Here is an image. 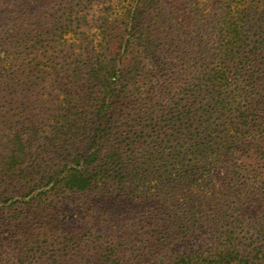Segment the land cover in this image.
I'll list each match as a JSON object with an SVG mask.
<instances>
[{"label": "trees", "instance_id": "1", "mask_svg": "<svg viewBox=\"0 0 264 264\" xmlns=\"http://www.w3.org/2000/svg\"><path fill=\"white\" fill-rule=\"evenodd\" d=\"M166 7L175 10L172 18L163 19ZM157 8L160 13L155 12ZM122 18L126 21L123 31H132L128 37L130 48L142 49L146 57L157 52L154 43L159 40L158 34L165 33L158 31L164 24L175 21L178 30L193 23L198 30L200 25L201 31H175L183 46L194 45L190 48L185 45V53L178 55L181 61L186 60L187 68L182 75L186 79L182 78L178 85L173 79H162V66L157 64L150 69V74L155 71L150 76L154 79L152 85L133 83L124 95L128 115L118 123L132 131L138 127L140 132L130 143H118L113 139L118 132H114L108 117L114 110L111 101V94L116 92L114 86L125 78L120 67L127 57L113 49L115 39L123 37L101 33L103 52L98 53L96 70L89 77L92 83L100 81L101 90L97 91L100 98L93 96L92 121L73 139V145L67 144L70 150L76 148L74 151L82 147V158L73 159L74 168L68 169L51 190L84 192L95 188L96 172L102 167L120 176L127 169L125 162L139 159L136 157L139 154L135 155L127 146L134 147L140 142L137 152L144 155V165L153 168L146 173L151 186L145 194L158 206L155 209L158 214L150 213V227L160 238L149 243V254L132 252L129 256L132 259L122 255L126 252L123 245L112 246L110 241L95 259L93 249L88 248L84 239V245L80 248L76 243V248L86 255L80 259L70 255L69 263L264 264V0H130ZM102 24L100 31H121L109 20ZM24 40L21 37V43ZM3 41L10 42L12 51L5 60L1 59L0 82L14 85L23 81L20 68L25 65L18 62L19 57L14 58L19 48L13 45L18 46V39L9 40L5 36ZM32 49L35 48L26 52V56L31 58V65L39 67L45 57L41 51ZM104 56L109 58L105 62ZM134 58L129 63L135 70L145 69L147 77L151 57L150 63L140 68ZM70 117L72 120L66 123L64 131L69 138L78 123L74 116ZM146 122H153L151 131L163 138L156 153L142 147ZM15 140L21 143L20 138ZM164 143H175V149L165 147ZM19 145L21 154L23 145ZM43 160L36 159L25 166L23 163L17 170L19 177L38 184L46 177L48 181L55 180L52 179L55 174H51ZM8 171L9 168L5 173ZM3 180L1 184L15 182L11 177ZM195 232L209 246L183 254L165 253L170 242ZM140 236H133L135 242ZM18 264L31 263L20 260Z\"/></svg>", "mask_w": 264, "mask_h": 264}, {"label": "rangeland", "instance_id": "2", "mask_svg": "<svg viewBox=\"0 0 264 264\" xmlns=\"http://www.w3.org/2000/svg\"><path fill=\"white\" fill-rule=\"evenodd\" d=\"M85 1L0 0V65L1 59L12 51L9 50L10 42L3 41L5 36L9 40L18 39V46L13 45L19 48L14 58L19 57L18 62L25 65L20 68L23 81L14 85L0 82V182L9 177L15 181L0 183V264H18L20 260L31 264H72L68 261L70 255L78 259L86 255L79 250L84 245V239L89 243L88 248L93 249L95 259L108 247V241L112 246L123 245L126 252L122 255L125 259H132L129 257L132 252L138 251L145 256L149 254V243H156L160 238L152 233L150 227V213L158 214L155 211L157 203L145 194L151 186L146 173L153 168L150 164L148 167L144 165V155L142 157L137 152L140 151L137 139V145L127 147L130 151L133 149L135 155L139 154L136 156L139 159L133 163L125 162L127 169L120 176L102 167L96 172L95 188L75 192L66 188L51 190V187L64 177L68 169L74 168V158H82V147L74 151L76 148L70 150L67 144L73 145V139L78 138L83 127L92 121L93 108L90 107L94 105L93 96L96 94L100 98L97 92L101 90L100 81L92 83L89 77L96 70L98 53L103 52L101 33L123 37V40L115 39L113 49L120 56L124 53L123 57H127L120 67L125 78L114 86L116 92L111 94L114 110L108 120L115 128L114 132H118L113 139L126 145L139 135L140 128L132 131L118 123L128 115L124 109L127 103L124 95L129 93L133 83L152 85L154 79L150 76L155 71L150 74V69L152 71L157 64L162 66V79H173L177 85L182 78L185 80L186 77L182 75L187 68L186 60L181 61L178 55L185 53V45L188 48L194 45L188 43L183 46L175 31H201L200 25L198 30L194 23L178 30L175 21L164 24L158 31L165 33L158 34L159 40L154 43L157 52L146 57L142 49L132 51L134 47L130 48L128 37L132 31H123L126 21L122 18V11L130 0ZM166 9L165 14L162 13L163 19L168 16L172 18L175 10ZM155 12L160 13L159 8ZM157 19L161 22L162 17L158 15ZM108 20L121 31H100L102 23ZM21 37L25 39L22 43ZM31 48L41 51L45 57L39 67L31 65V58L26 56ZM132 57H135L134 62L140 63L139 68L146 67L151 57L152 65L148 67L147 77L145 69L139 71L132 67V63H129ZM108 59L104 56V62ZM188 63H191L190 60ZM162 79L159 73L161 83ZM122 89L118 98H114ZM106 105L110 106L108 103ZM71 115L78 123L69 138V133L65 136L64 131L66 123L72 120ZM151 123L144 125L142 147L156 153L163 138L151 131ZM15 137L20 138L21 143H17ZM19 144L24 147H21V154ZM164 144L167 148L175 149V143ZM12 158H16V161ZM36 159H44L51 174H55L52 178L55 180L48 181L46 177L38 184L36 181L27 182L22 175L19 177V167ZM10 163L13 164L11 167L8 166ZM8 168L9 171L5 173ZM23 187L26 189L23 190ZM140 234L135 242L133 236ZM192 234L170 242L165 253L183 254L209 246L202 235H196V232ZM76 243L80 248H76ZM78 250L79 254L76 255ZM160 255H164V252Z\"/></svg>", "mask_w": 264, "mask_h": 264}]
</instances>
